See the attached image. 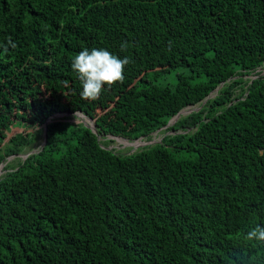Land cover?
<instances>
[{
    "label": "trees",
    "instance_id": "obj_1",
    "mask_svg": "<svg viewBox=\"0 0 264 264\" xmlns=\"http://www.w3.org/2000/svg\"><path fill=\"white\" fill-rule=\"evenodd\" d=\"M85 48L131 61L95 101ZM263 68L264 0H0V166L49 121L0 178V264H264Z\"/></svg>",
    "mask_w": 264,
    "mask_h": 264
},
{
    "label": "clouds",
    "instance_id": "obj_2",
    "mask_svg": "<svg viewBox=\"0 0 264 264\" xmlns=\"http://www.w3.org/2000/svg\"><path fill=\"white\" fill-rule=\"evenodd\" d=\"M12 47H15L12 44ZM129 47L127 41L121 43V50ZM130 59H121L104 48L84 49L72 60L71 68L82 84L81 97L84 100H97L107 86L111 88L124 81V68ZM246 241L264 243V226L256 225L244 234Z\"/></svg>",
    "mask_w": 264,
    "mask_h": 264
},
{
    "label": "rangeland",
    "instance_id": "obj_3",
    "mask_svg": "<svg viewBox=\"0 0 264 264\" xmlns=\"http://www.w3.org/2000/svg\"><path fill=\"white\" fill-rule=\"evenodd\" d=\"M263 74H264V68H263ZM248 79H251L250 78H246V80ZM200 108V106H196V107H192L190 108V110H195V109H198ZM66 113H69V112H62V113H58L56 116L58 118H64V117H72V120H74L75 122H82L83 120L81 118H79L76 114H72V115H67ZM71 114V113H70ZM66 115V116H65ZM85 120V119H84ZM88 124H90V122H88L87 120H85ZM167 132L166 129H162L160 131H157L155 133H153L150 137H144L143 139H140L138 141H141L143 142V144L139 145L138 147H135L134 144H136L137 142H132V144H127L125 141H122V142H119L115 139H111V138H107V139H104V138H101V141L104 142V141H110L109 142V148H112V150H116V153H120V154H129V153H133V152H136L138 150H141L142 148H145L147 146H151V144L149 145H145V143H151V142H161L163 137L165 136V133ZM14 136V135H12ZM11 136V137H12ZM43 143H44V138L43 136H39L37 141L32 144L31 146H22L20 148L21 152L20 154L18 155H15V156H10L6 159V162L3 163L4 165V168L5 166L7 165H12V166H17L18 163L21 161V160H24L25 159V156L32 153V152H37L39 151L42 146H43ZM9 143V140L7 141L6 143V146H8ZM3 168V170H4ZM2 170V173L0 174V178L6 174V172H4Z\"/></svg>",
    "mask_w": 264,
    "mask_h": 264
},
{
    "label": "water",
    "instance_id": "obj_4",
    "mask_svg": "<svg viewBox=\"0 0 264 264\" xmlns=\"http://www.w3.org/2000/svg\"><path fill=\"white\" fill-rule=\"evenodd\" d=\"M221 89V87L220 88H218L214 93H212L208 98H207V100H209L210 98H212V97H215V95L219 92V90ZM207 100L205 101V103L207 102ZM190 108H192V107H189V108H186V109H184V110H182L176 117H174L170 122H169V124H168V126L166 127V128H168V127H170L171 125H174L178 120H180L182 117H184V116H187V115H190L191 113H193V112H197V111H199L200 110V108H198V109H195V110H190ZM67 115H72V114H70V113H66ZM79 118H81L83 121V123L85 124V126L86 127H88V128H90V129H92L93 130V132L95 133V134H97L98 135V131H97V127H96V125H95V123H94V121L93 120H91V119H89L87 116H85V115H83V114H80V113H78V114H76ZM66 116V115H65ZM55 118H58L57 116H55ZM87 120L88 122H90V124H88L85 120ZM49 122V121H48ZM48 122L46 123V125H45V132H44V143H43V146H42V148H44L46 145H47V142H48ZM165 128V129H166ZM111 139H115V140H117V141H125L127 144H132V142H130L128 139H123V138H121V137H114V136H111L110 137ZM141 139H143V138H141ZM101 140V138H99V141ZM140 140V139H139ZM135 142H137L138 143V140L137 141H135ZM158 142H151V143H145V145H149V144H151V145H154V144H157ZM135 147H138V146H136V145H134ZM108 150H112V148H108ZM37 153H39V151H37V152H32V153H30V154H28V155H26L25 156V159L26 158H28V157H30L31 155H33V154H37ZM3 168H4V165H1L0 166V174L2 173V170H3Z\"/></svg>",
    "mask_w": 264,
    "mask_h": 264
},
{
    "label": "bare ground",
    "instance_id": "obj_5",
    "mask_svg": "<svg viewBox=\"0 0 264 264\" xmlns=\"http://www.w3.org/2000/svg\"><path fill=\"white\" fill-rule=\"evenodd\" d=\"M119 142H122V141L119 140ZM141 144H143V142L138 141V143H136V144H134V145L139 146V145H141Z\"/></svg>",
    "mask_w": 264,
    "mask_h": 264
}]
</instances>
